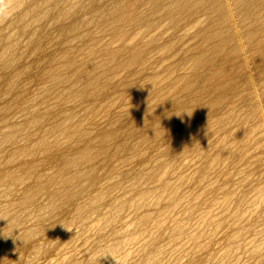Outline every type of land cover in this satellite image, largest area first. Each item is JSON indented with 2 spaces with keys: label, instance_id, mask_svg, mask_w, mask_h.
<instances>
[{
  "label": "bare ground",
  "instance_id": "1",
  "mask_svg": "<svg viewBox=\"0 0 264 264\" xmlns=\"http://www.w3.org/2000/svg\"><path fill=\"white\" fill-rule=\"evenodd\" d=\"M27 1L5 0L0 5L8 4L10 7L0 18L6 17L9 12L11 14L15 8L24 6ZM127 1L129 0H78L76 2L74 0V3L66 4L67 0H39L31 8L21 11L17 9L19 14L13 24L16 26L15 31L11 32L7 29L8 33H0V44H2L0 47V97L2 99L15 97V100L0 106V124L4 123L5 126L7 123L6 129L0 130V221L9 228V234L0 239V264H10L11 261L13 264H25L24 256L15 257L18 254L12 256L13 249L22 252L31 247L32 255L26 258L32 261L39 257H46L50 252V250L47 252L46 248L48 238L55 234L53 221L63 212L68 213V221L78 224L83 233H87L94 227L102 237L106 234L112 221L122 217L121 212L125 210L124 207L127 203L131 206L138 204L149 206L152 202L160 203L162 209L159 208L162 215L177 208L180 209V205L185 199L179 191L181 183L171 185L162 179L163 186L160 190L147 189L142 185L135 186V183L140 181L144 174L152 177L155 170L166 171L169 169V167L163 168V165L166 164L164 160H161L157 165L146 160L144 157L146 151L158 150L160 147L158 143L161 142L172 151H179L185 156L193 155L198 160L206 158L211 165L226 164V168L230 170L233 162L231 160L239 152H243L241 155L243 158L246 155L247 144L243 142L241 136L244 125L257 115L264 122V81L257 79L253 72L254 70L260 72L264 70V0H226L227 8L224 5L225 0H136V4L147 5V11L141 14H135L130 5L131 2L127 3ZM201 11L205 12L209 18V26L202 37L210 42L206 47L196 51V61L188 73L174 80L171 79L170 84L173 89L162 95L161 105L134 117L125 129L119 127L113 129L112 126L106 135H96L92 127H87L89 116L95 114L96 111L101 110L107 113L106 111L109 110L111 113V107H116V104L122 101L125 89L133 84L132 79L136 74L131 77L133 72L130 76L128 75V78L117 82V84L111 82L113 86L117 85L113 89L107 79L110 77L109 75L115 73L116 68L119 67L131 69L138 62L140 63L139 60L144 53L143 51V53L139 52L137 46L132 44L130 52H128L129 56L124 51L128 58L126 60L122 58L120 61L117 59L118 50L109 49L108 45L101 42L100 35L108 33L114 37L122 38L131 29L142 27L146 33L156 27L157 21L159 22L163 17L168 20V25L175 29L194 21ZM42 20L53 21L55 27H51L53 28L52 32L47 33V29L39 27L30 33L29 23L36 22L38 26L40 25L39 21L44 24ZM45 26L48 27V24ZM24 36L27 37V40L22 44ZM108 37L103 39L106 41V39H110ZM57 46H60L59 50L56 49ZM19 49L21 51H18ZM123 49L125 48L123 47ZM26 54L34 57V61L24 63L22 60ZM218 56H224L220 65L210 73L203 72L202 68L211 65ZM239 57L244 60L246 71L243 70L245 65L239 62ZM128 74H130L129 71ZM35 78L49 84L38 87L37 94L25 96V88ZM155 81L157 79H151L147 84L135 89L133 98L136 104L142 99H146L154 91ZM245 81H249L250 90L247 93H240L239 89ZM228 87H231V90L227 93L225 90ZM29 89L30 93L33 92L28 86ZM22 97L25 98L24 102L27 100L29 103L27 102L28 104L25 106L22 104L21 107L18 104V99ZM206 97L209 98L208 103L205 101ZM49 100H52L53 103H49ZM53 100L58 104L60 101L61 104L65 102L64 105L67 103L71 107L60 109L59 107L62 106H56L57 104L55 105ZM134 110L135 107L129 111V114ZM18 112L23 114V120L20 121L19 113L15 117L19 116L17 118L19 122L18 120L13 121L12 118ZM77 112H81L80 115L83 114V117L74 120ZM208 118H213L215 125L208 123ZM95 119H93L94 122ZM94 122L92 121L93 124ZM116 122L118 123L117 120ZM165 123H170V128L166 127ZM234 124L236 127L232 128ZM1 126L3 128L2 124ZM219 132L221 135L216 137ZM193 133L194 135L198 133V137L191 138ZM33 135L37 136V144H33L35 141L32 143ZM213 136L211 143L204 145V142ZM77 138L80 141L73 145ZM16 143H20L18 147L9 148L8 145ZM143 145L145 146L144 152L141 150ZM39 150L43 153L41 160L35 156ZM25 155L31 156L30 161H23ZM54 156L58 157V160L57 163L52 164L50 160ZM167 156L169 157V153L162 151L159 157L163 159ZM259 158L262 159V157ZM116 159L120 162L114 163ZM131 162L136 164L129 167ZM193 163L190 167L193 166ZM14 164L15 166H13ZM180 164L173 155L170 169H178ZM206 165L207 163L201 164L199 168L201 170L199 178L202 181H204L203 172L206 170ZM43 166L52 167L48 173L44 174ZM113 178L115 180L111 181ZM125 180L136 181L128 186L126 195L121 198H114L113 195H110L114 188L123 186ZM156 182L160 184L158 180ZM21 185L24 187L18 189ZM207 186L211 190L215 188L213 182ZM224 194V200L232 198V194L228 190L224 191ZM42 195L46 196L48 201L46 204H42ZM110 196L112 197L110 198ZM107 197L110 199L108 198L109 200L106 201ZM194 198L198 197L195 195ZM237 202H241L240 198ZM256 203L257 206L253 210L260 218L264 205V190L257 196ZM70 207L73 208L70 209ZM151 208L156 210L155 207L153 209L151 206ZM185 212L188 214V210L185 209ZM33 215L35 219L27 223L26 221ZM222 215L224 216V212ZM128 217L130 218V216ZM157 218L153 213L146 211L137 227L131 232H126L125 228L116 226L115 229L112 228V234L114 236L116 234L117 239H113L112 243L108 241V244L94 243L92 245L91 250L98 253V258L88 256L89 258L78 260L73 253H68V250V254L65 252L63 261L65 264H95V262L97 264H120L123 261V258L120 257L122 252L119 254L120 249L136 242L139 243V239L147 233L148 226L155 221L158 222ZM239 220L241 221V219ZM161 223L166 224L164 220L159 221L157 224L160 228ZM220 223V220H216L214 229L219 228ZM72 226L70 230H72ZM185 228L186 222L185 219H182L167 233V244H175L178 239L186 237L195 240L204 234V230H202L187 236ZM153 229L155 228H152V232ZM244 229L246 230L240 225L233 226L229 233H225L226 237L223 238V243L226 258L237 257V252L242 247L241 239ZM220 230L222 231V229ZM6 231L8 232V230ZM42 236H46V239L40 238ZM94 236L96 235L94 234ZM156 236L158 235L156 234ZM245 237L243 238L245 239ZM150 240L148 239V242ZM157 242L159 243V241ZM262 244H255L253 249L249 248L248 250L252 249V253L258 255L263 247ZM198 248L203 250L202 246ZM127 252L125 251V253ZM145 253L140 264H160V258L164 255L165 249L162 247L151 248ZM125 256L128 257V255ZM129 256L131 257V255ZM211 257V255H206L202 261L200 260V264H209L208 261ZM53 259L52 262H54ZM259 264H264V260Z\"/></svg>",
  "mask_w": 264,
  "mask_h": 264
},
{
  "label": "rangeland",
  "instance_id": "2",
  "mask_svg": "<svg viewBox=\"0 0 264 264\" xmlns=\"http://www.w3.org/2000/svg\"><path fill=\"white\" fill-rule=\"evenodd\" d=\"M4 1L5 0H0V4H3ZM37 1H39V0H28L24 6L15 8L14 10L11 11V14L9 12L7 15L8 17L3 16L2 18H0V20H2L1 21L2 23L0 22V33L1 32L2 33H4V32L8 33L7 29L11 32L15 31L16 26H14L13 24H15L14 21L19 14L17 9L19 11H21L22 9L25 10V9L31 8L32 6H35ZM67 1L69 2V0H67ZM76 1H78V0H75V2ZM68 2H66V4H71V3H74V0H72V1L70 0V3H68ZM127 3H130V5L133 7V11L135 14H141V13H145L147 11V9H146L147 5H143L144 3L143 4L142 3L136 4V0H129V1H127ZM224 5L227 8L226 0H225ZM198 15H197L198 17L194 21L189 22L187 25L180 26V27L175 28V29H174V27H170L168 25V20L163 17L161 20H159V22L157 21V25H155L156 27H154L152 30H150L149 32H146V33H144L145 31H144V28L142 27L143 29L142 28L131 29L130 30L131 33L129 31L127 33V35L123 36L122 38L114 37L108 33L104 34L103 36H102V34L100 35V40L103 44L108 45L109 49H111L113 51L118 50L117 59H120V61H122L121 60L122 58L125 60L128 58L127 54L129 56L128 52H130L132 44H134L133 46H137V48L139 49L138 50L139 52H141V53L144 52V53L141 55V58L139 60L140 63L138 62L137 63L138 65L136 64L137 66L134 65L131 69L119 67V68H116L117 73L115 72L112 75H109L110 77L107 79L110 81L109 82V85H110L111 82L117 84V82L124 81L126 78H128V75L130 76L133 72H134V74H132L131 77H133L136 74L135 77H133V79H132L133 84L130 87H128L127 89H125L123 99L121 102H119L120 104L118 103V104H116V107L115 106H113V108L111 107V109H112V111L110 109L111 113L109 112V110L106 111L107 113H105V111H101V110L96 111L97 113L95 112V114L93 113L91 115L92 117L89 116V118H88L90 120H87V122H88V123H86L87 127L88 126L92 127L94 130V133L96 135H106V134H108L107 131L110 130L112 126L114 127L113 129H116L118 127L125 129L129 126L131 119L153 109V107L161 105L160 99H161V97H163L162 95H164L165 93H167L173 89V88H171V84H170L171 81L174 80L175 78L181 77L183 74L188 73L190 71L189 69L191 68L192 64L196 61V56H195L196 51L198 49H202V48L206 47V45H208L210 42L208 40H204L202 37L203 33H205V31L207 30V28L209 26V18L207 17L206 13L202 12V11L199 12ZM262 19H263V17H262ZM42 21H44V24L40 23L41 21H39L38 24H40V25H38V26H37L36 22H34L33 24L29 23V32L32 33L39 27L47 29V33L52 32V29L55 27V26H53V21L52 22L49 20H46V21L42 20ZM46 22L48 24V27L45 26V25H47ZM30 24H32V25H30ZM41 24H43V25H41ZM49 26H50V28H49ZM11 27H12V30H10ZM51 27H53V28H51ZM13 28H15V29H13ZM136 31H137V33H135ZM105 36L106 37L109 36L108 38H110V39H108V40L106 39V41H105L104 40L106 38ZM26 40H27V37L24 36V39H22V44L26 43ZM123 40H125V41H123ZM1 46H2V44H0V47ZM123 47L125 49H123ZM121 48H122V50H121ZM145 48H147V49H145ZM20 49L18 51H21ZM56 49L59 50L60 46H57ZM126 50H127V52H126ZM120 51L122 52L123 55L121 54ZM124 51L127 54H125ZM249 54H251L250 51H249ZM124 55L126 58L123 57ZM119 56L120 57L122 56V57L120 58ZM228 56H225V57H228ZM223 57L224 56L216 57L213 60L211 65H207V66H204L202 68L203 72L210 73L216 66L220 65ZM78 58H79V56H78ZM238 60H239V62H242L245 65L242 57H239ZM22 61H24V63H30V62L34 61V57H31V56L26 54V55H24V58ZM120 68H121V70H120ZM117 69L120 72H118ZM133 69H134V71H133ZM243 70H245V71L247 70L246 65L243 66ZM128 71L130 74H128ZM253 72L256 75L257 79H261L262 81H264V70H262L261 72L254 70ZM151 79L152 80L157 79V81H155L156 87L154 86V91H152L146 97V99L144 98L136 104L134 101V98H133L135 89L137 87H140L142 85L147 84L148 81ZM37 82H38V84H36ZM107 83H108V81H107ZM45 84H49V83L48 82H42L41 80H38L35 78L30 84H28L29 88H31L33 91L31 93H33V94L30 93L31 90L30 89L28 90V86H27L25 88L26 93L24 92L25 96L26 95L32 96V95L37 94L39 92L38 89ZM116 84H114V85L117 87ZM246 85H247V87H246ZM115 86H113L112 84L110 85V87H112V89L116 88ZM243 86H244V88H243ZM243 86H241V88L239 89L240 90L239 92L240 93H247L251 87L249 81L248 82L245 81ZM121 87H123V86H121ZM34 90H36V91H34ZM230 90H231V87L230 88L228 87L225 91L228 93V92H230ZM34 92H36V93H34ZM154 94H155V96H154ZM21 99H18L19 106H21L22 104H23L22 106H25L29 103V101H27V100H26V102L23 101V100H25L24 97H22ZM13 100H15V97H10V99L9 98L8 99H2L0 97V106H3L7 102H10ZM53 101H54L55 105L57 104L56 106H58V105L62 106V107H59L60 109H65L64 107L69 106V104H67V103H66L67 106H66V104L64 105L65 102H62V104H61V101H60L58 104V102L55 103V100H53ZM133 101H134V103H132ZM205 101H207V103H208L209 98L206 97ZM49 103H53L52 100H49ZM69 107H71V105ZM133 107H135L134 112H131L129 114V111L132 110ZM42 108H44V107H42ZM224 108H226V107H224ZM103 112H104V115H103ZM80 113L81 112L76 113V115L74 116V118H75L74 120H77L78 118L80 119L83 117V114L80 115ZM18 114H19V116L21 115L19 118L20 121L23 120V118H24L23 114L21 112H18L12 118L13 121L18 120V122H19V119H17L19 116L17 118H15ZM257 116H254L252 119H250L244 125V127H243L244 131L242 130V133L240 132L241 136L243 137V142H246V144H247L246 155H245V158H243V156H241V155H243V152H239V154H237V156H235V158L233 160H231L233 162L231 163L232 168L230 170H228V168H226L227 167L226 164L225 165L221 164L222 166L221 165H211L209 160H207L206 158H202L201 160H198V158H194L193 155L185 156L184 153H181L179 151H172L171 149H168L167 145H163V143L160 142V144L158 143V145H160L158 150H151V151L147 150L145 155L143 154L144 157L146 158V160H149L150 162H152L153 165H157L160 163L161 160L162 161L164 160V163H166L168 165H166V164H165V166L163 165V168L169 167V169H170L172 156L174 155L177 158V160L179 161V163H181L178 166V169L177 168L175 170H173L174 168L173 169L171 168L170 170L168 169L169 171L172 172V173L170 172L171 175H170L168 170H166V171L165 170H155V173L153 175L154 177L153 176L148 177L147 174L146 175L144 174L145 176L143 175L144 177L142 176V179L140 181H137V182L135 180H131V181L125 180L122 184L123 186L114 188L110 194V195H113L114 198L124 197L127 193L126 189L128 188V186L131 185V183H134V182H136L135 186H141L142 185L144 188H147V189L150 188L151 190H154V189L160 190L163 186L161 183L162 179H164L163 181H167L171 185L181 183V186L183 188L180 186L179 191L182 195H184L185 199L182 201V203L180 205L181 207L179 206L180 209L177 208L174 211L173 210L171 212L169 211L170 213L168 212V213H165L164 215H162L161 211H160L162 209V207H160V206H162V205H159L160 203L152 202V203H150L149 206H143L141 204L131 206V204L127 203L128 205L125 204L124 208L128 212L123 210L121 212V215L123 214L122 217H120V219L112 221L111 226L107 229L106 234L102 237H101V234L99 233V231L96 228L94 229V227H92L87 233H83L81 231L80 227H78V224H73L70 221H68V219H67L68 213L63 212L62 215H59L58 217L55 218V221H53L54 223L52 225H53V227H55V234L52 237L48 238V243L46 245V248L48 249L47 252L49 250H50V252L47 253L46 257H39L33 261L26 258L27 256L32 255L31 251L33 252V249L31 247L27 248L25 251H22V252H21V250L18 251V249H16V250L13 249L11 252L12 256H14L16 254H18V255H16L15 257H18L19 255H20V257L24 256L25 259H24V257H23V259L25 260V264H29V263L35 264L36 261L39 259H42V260L38 261L39 264H47L48 262H49V264H56V263L60 264L61 262H62V264H65V261H63V257L68 253H73L75 258L78 260L86 259L88 256L89 257H95L96 256L95 258H98V253H95L91 250L92 245L94 243H98V244H100V243L106 244L107 243L108 244L109 242L112 243L115 239H117L118 236L116 234H115V236H114V234H112V228L113 229H115L116 227L117 228H119V227L125 228L126 232H131L132 230H134L137 227L138 223L142 219V216L147 211V212L153 213L156 218L158 217L157 218L158 222L155 221L148 226L147 233H145L143 235V237L141 239H139L141 243L136 242V243L130 245L131 247L126 246V247H122L120 249L119 254L122 252L120 254L121 255L120 257L123 258V261L120 264H140L142 261V258H144L145 254H146L145 252H147L148 250H151V248L156 249L159 247L164 248L165 253H166V254L164 253V255L161 256L160 264H166V263L167 264H178V263L179 264H200L201 263L200 260L202 261L206 255L212 256L210 258V260L208 261L209 264H254V262H255V264L261 263L264 260L263 259L264 258V214H263L264 213V205L262 207L260 218L257 217V214L254 213L253 209L256 208V206H257V203H256L257 196L260 195L261 192L264 190V172H263L264 171V122H263V120L260 119L261 117L259 115H257ZM93 119H95V122ZM110 119L112 122L110 121ZM119 119H120V121H119ZM116 120L118 121V123L116 122ZM92 121L94 122V124L92 123ZM113 123L115 124V126ZM208 123L215 125L213 118H211V119L208 118ZM1 124L3 125V128L1 126ZM1 124H0V130L6 129L7 123H5V126H4V123H1ZM165 126L166 127L169 126V128H170L171 124L165 123ZM234 126L236 127V125L234 124V125H232V128H235ZM245 126H246V129H244ZM95 128H96V131H95ZM97 131H98V134H97ZM245 131H246V133H245ZM220 133L221 132L217 133L216 137H217V135L218 136L221 135ZM193 135H194V133L191 135V138L198 137V133H195L194 136ZM213 138H214V136L211 139L206 140L204 142V145L210 144L211 141L213 140ZM33 141H35V142L33 143ZM37 141H38L37 136L33 135L32 136V143L37 144ZM79 141H80V139L77 138L73 145H76ZM19 144L18 143L13 144L14 147H12L13 146L12 144H11L12 146L11 145H8V146H9V148L14 149L15 147H18ZM162 145H163V147L161 148ZM144 148H145V146L143 145L141 147V150L143 152L145 151ZM162 151L168 152L169 157L167 156V157L161 159V157H159V156H160ZM158 153H159V155H158ZM179 153H181V154H179ZM42 154H43L42 151L39 150L37 152V155H35V156L39 160H41ZM28 156L29 155L23 156V161H26V160L30 161L31 156H29V157ZM151 156H152V158H151ZM170 157H171V160H170ZM259 157H262V159ZM184 158H186V159H184ZM57 160H58V157L54 156L53 158H51L50 162L52 164H55V163H57ZM118 161L120 162V160L116 159L114 163H118ZM193 161H194V163H193ZM199 161H200V163L198 164ZM192 163H193V166L190 167V165H192ZM206 163H207L206 170H205V172H203L204 181H202L201 178H199V174L201 173V170H199V168H200L201 164H206ZM135 164L136 163L132 164V162H131V165H129V167H132ZM13 166H15V164ZM180 166H182V167H180ZM51 167L52 166H50V167L49 166H46V167L43 166L42 167L43 173L44 174L48 173L51 170ZM249 167H251L252 169ZM251 170H252V172H251ZM164 172H165V174H164ZM233 174H234V177H233ZM251 174H252V176H251ZM188 176H189V178H188ZM210 176H211V178H210ZM146 177H147V179H146ZM228 177H230V178H228ZM149 178H151V179H149ZM114 180H115V178H113V180H111V181H114ZM147 180H149V181H147ZM152 180H153V183H152ZM157 180L160 182V184L158 182H156ZM210 182H213L215 185V188L213 190L209 189L207 186V184H209ZM252 182H253V184H252ZM23 187H24V185H21V187H19L18 189H21ZM121 187H122V189H121ZM228 188H230V189H228ZM116 189H118V190H116ZM227 190L229 192H231L232 198L226 201V200H224V196H225L224 191H227ZM158 192H162V191H158ZM186 192H188V193H186ZM166 193L167 192L165 191V194ZM192 193H193V195H192ZM222 193H223V195H222ZM186 194H187V196H186ZM237 194H240V195L238 196ZM195 195L198 198H194ZM111 197L112 196H110V198ZM247 197H248V199H247ZM108 198L109 197H107L105 200L107 201ZM236 198H237V200H236ZM238 198H240L241 202H237ZM41 200H42V204L43 203L46 204L48 202L45 195L41 196ZM232 201H233V204H232ZM241 204H242V206L243 205L244 206L242 207ZM142 206H143V208L141 209ZM151 206L153 207V209L155 207L156 210H152ZM232 206H233V209H232ZM248 206H249V208H248ZM245 207L247 210L245 209ZM72 208L73 207H70V209H72ZM130 208H131V211H130ZM150 209H151V211H149ZM185 209L188 210V214L185 212ZM227 210H228V212H227ZM154 211L156 214L154 213ZM237 211H238V213H237ZM112 212H114V211H112ZM178 212H179V214H178ZM223 212H224V216L222 215ZM214 213H216V214H214ZM228 213H230V214L228 215ZM236 213L238 214V216ZM178 215H179V217H178ZM217 215H218V217H217ZM128 216H130V218ZM169 217H171V218H169ZM223 217H225V218H223ZM34 219H35V216L33 215L26 222L29 223L30 221H32ZM122 219H124V220H122ZM182 219H185V222H186L185 232H186L187 236L189 234L196 233V232H199L202 230H204L203 231L204 234L201 236V238H198L195 240H192V239H189L186 237V238L178 239L176 241L177 244L176 243L175 244H167V241H166L167 240L166 239L167 233L170 232L171 229ZM186 219H187V221H186ZM239 219H241V221ZM125 220H126V222H125ZM163 220L166 222V224L165 223L162 224L163 223L162 222L161 223L162 225L160 224L161 225V228H160L157 223H159V221L161 222ZM210 220H212V221H210ZM216 220H220L221 223H220L219 228L214 229ZM135 221H137V223H135ZM119 222L121 223V226H120ZM237 222H239V223L241 222V223L239 224ZM126 223H128V224L126 225ZM116 224H118V225H116ZM132 224H134V225H132ZM207 224H208V226H207ZM154 225H155V227H154ZM169 225H170V227H169ZM228 225H229V227H228ZM239 225H240V227L246 228V230L244 229L245 231H244L242 239H241L242 240V247H241L242 250L241 249L238 250L236 258H233V259L231 257L226 258L224 255V251H225L224 249L225 248H224V243H223L224 239L223 238L226 237L225 233H229L233 226H239ZM71 226H72V230H71L72 232L68 231V229H71ZM152 228H155V229H153V232H152ZM220 229H222V231ZM6 230H8V232ZM91 230H93V231H91ZM217 230H218V232H217ZM2 232L3 233L5 232V233L3 234ZM92 232L96 236L93 237L94 234ZM8 234H9V228L5 225V223L0 221V239L4 236L8 235ZM56 234H57V237H56ZM79 234H80V237H79ZM156 234L158 236H156ZM76 235L79 239L76 237ZM149 235L150 236L152 235L153 238H152V236L150 237ZM159 235L161 236V240H160ZM213 235H215V236H213ZM245 235H246V237H245ZM258 235H259V237H258ZM109 236H110V239H109ZM243 237H245L246 240ZM40 238L46 239V236H42ZM80 238H81V240H80ZM89 239H90V241H89ZM148 239L149 240L151 239L150 240L151 242L150 241L148 242ZM205 239H206V241H205ZM50 241H51V243H50ZM153 241L155 242V244ZM157 241H159V243ZM250 241L252 243H249ZM66 242H67V244H66ZM204 242H205V244H204ZM262 242H263V244H262ZM258 243H261L263 247H262V249L258 255H254L252 253V249L255 246V244H258ZM68 244H70L69 245L70 248L68 247ZM135 244H136V246H135ZM159 244H161L162 246ZM164 244L166 247L163 246ZM54 245H55V247H54ZM199 246L200 247L202 246L203 250L199 249L198 248ZM137 247H139V248H137ZM170 247H172V248H170ZM177 247H178V249H176ZM222 247H223V249H222ZM249 248H252V249L248 250ZM87 249H88V252H87ZM123 249H124V252H123ZM144 249H145V251H144ZM205 249H207V250H205ZM131 250L133 253L131 252ZM208 250H210V251H208ZM67 251H68V253H67ZM125 251H128V252L125 253ZM178 251L183 255H181ZM205 251H206V253H205ZM20 252H21V254H20ZM65 252H66V254H65ZM135 252H137V253H135ZM138 252H140V253H138ZM183 252L185 253V255ZM190 252H191V254H190ZM243 252H245V253H243ZM89 253H90V255H89ZM125 255H128V257ZM129 255H131V257ZM60 256H62V257H60ZM52 259L54 262H52ZM211 259L213 260V263H212ZM215 259H216V261H215ZM224 259H225V262H224ZM228 259H229V261H228ZM171 261H173V262H171ZM247 261H249L250 263ZM11 262L12 263H10V264H13V261H11ZM38 262L36 264H38ZM95 264H97V262H95Z\"/></svg>",
  "mask_w": 264,
  "mask_h": 264
},
{
  "label": "clouds",
  "instance_id": "3",
  "mask_svg": "<svg viewBox=\"0 0 264 264\" xmlns=\"http://www.w3.org/2000/svg\"><path fill=\"white\" fill-rule=\"evenodd\" d=\"M10 7V5L6 4V5H0V16H2ZM68 231H71L70 229H68Z\"/></svg>",
  "mask_w": 264,
  "mask_h": 264
}]
</instances>
